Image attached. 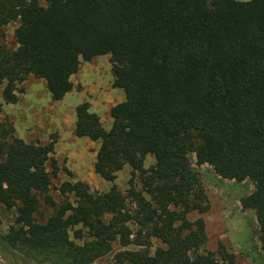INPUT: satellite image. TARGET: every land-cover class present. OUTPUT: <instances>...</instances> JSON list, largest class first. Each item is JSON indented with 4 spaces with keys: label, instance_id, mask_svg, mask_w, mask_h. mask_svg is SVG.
<instances>
[{
    "label": "trees",
    "instance_id": "16d2710c",
    "mask_svg": "<svg viewBox=\"0 0 264 264\" xmlns=\"http://www.w3.org/2000/svg\"><path fill=\"white\" fill-rule=\"evenodd\" d=\"M104 55L124 99L110 108L108 130L80 104L74 132L99 144L94 172L111 188L64 182L68 200L55 205L53 143H26L1 122L0 207L15 211L6 248L44 264H93L115 243L117 264H235L222 244L204 251V221L188 219L208 209L189 154L222 178L256 182L243 203L264 231V0H0L6 102L30 74L60 100L81 62ZM147 155L154 163L144 168ZM124 166L126 195L114 184ZM40 198L53 207L44 222L35 218Z\"/></svg>",
    "mask_w": 264,
    "mask_h": 264
},
{
    "label": "rangeland",
    "instance_id": "374dc122",
    "mask_svg": "<svg viewBox=\"0 0 264 264\" xmlns=\"http://www.w3.org/2000/svg\"><path fill=\"white\" fill-rule=\"evenodd\" d=\"M17 25L18 23L13 22L4 28L5 44L9 49L16 47L14 30ZM71 81V90L62 99L54 101L45 82L30 74L16 83V100L11 103L3 99L4 84H0V123L10 124L13 136L26 143H53L50 157L58 171L52 177L48 196L55 205L68 200L58 189L64 182L82 181L91 192H106L111 188L113 183L103 180L94 172L93 163L99 144L75 135V109L80 104L87 103L89 111L95 113L104 129L108 130L112 122L110 108L124 99L123 92L112 86L108 55L81 62ZM189 160L203 182L208 206L204 213L194 212L188 215L189 220L202 218L204 221L207 240L203 250L215 252L218 244H222L234 254L235 264H264L263 226L257 220L256 209L243 203L244 199L252 195L256 182L250 179L237 182L222 178L195 153L189 154ZM153 163V157L147 155L143 166L148 168ZM51 169L49 162L47 170L50 172ZM130 177L129 166H124L116 174L114 184L123 195L127 194ZM136 186L140 188L138 182ZM52 212V204L40 198L36 220L44 222ZM14 216V210L6 211L0 207V264H44L6 248L4 237L13 224ZM83 240L75 241L81 244ZM157 245H160L159 242L154 240L151 251ZM119 250L121 247L117 243L113 244V250L93 264H117L115 254Z\"/></svg>",
    "mask_w": 264,
    "mask_h": 264
}]
</instances>
